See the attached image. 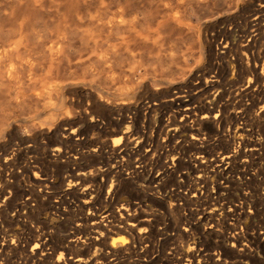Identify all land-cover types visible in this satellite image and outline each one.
Segmentation results:
<instances>
[{"label": "rangeland", "instance_id": "rangeland-1", "mask_svg": "<svg viewBox=\"0 0 264 264\" xmlns=\"http://www.w3.org/2000/svg\"><path fill=\"white\" fill-rule=\"evenodd\" d=\"M38 1L0 0L33 62L0 90V264H264V0L194 3L185 25L159 0ZM119 1L147 40L90 21Z\"/></svg>", "mask_w": 264, "mask_h": 264}, {"label": "bare ground", "instance_id": "bare-ground-1", "mask_svg": "<svg viewBox=\"0 0 264 264\" xmlns=\"http://www.w3.org/2000/svg\"><path fill=\"white\" fill-rule=\"evenodd\" d=\"M35 1H37V3H39V1L38 0H35ZM82 1V3L84 4V7H86L85 5H87V7L89 6L90 7V4H91V6H92V4L94 3V2H96V1H94V0H81ZM98 1H100V0H98ZM102 1V0H101ZM117 1V0H116ZM121 1V0H120ZM120 1L119 2H114V3H112V4H109V3H106V4H103V6H101V8L97 11V12H93V13H90L89 14V19H90V21H92V23H96V24H98V25H101V27H103V26H106V27H108V30L109 29H116L117 27H120V26H125V28H126V26H128L127 28H128V30L126 31L123 27V30H125V31H123V32H121V34H122V37L123 38H126V37H128V36H134V37H144L143 38V41H144V39L145 38H147V37H145L146 35H148V32H146L145 30H141L140 28H138L139 26L138 25H140L144 20H143V17H141V16H144L143 15V13H145L144 11L142 12V13H140V11H139V8L138 7H131V5H129L131 8H127V7H125L124 5H122L121 3H120ZM146 1H148V0H146ZM211 0H159V2H157V1H155V2H157V4H156V8H154V7H152V9L154 8L155 9V12L158 14V16H157V14H155V12H153L154 14L153 15H151V16H153V17H155V15L157 16V17H159L161 20H163V21H171L172 23H174V24H177V25H185V24H187V22H189V21H187V18H186V15H187V13H186V11H187V8H188V6H191L192 4H205V3H208V2H210ZM20 2V1H19ZM66 2V1H65ZM71 2H72V0H71ZM79 2H80V0H79ZM93 2V3H92ZM122 2V1H121ZM143 2V1H142ZM148 2H150V1H148ZM154 2V3H155ZM212 2V1H211ZM262 2V1H261ZM54 3V2H53ZM52 3V4H53ZM104 3V2H103ZM136 3V2H135ZM66 4V3H65ZM80 4V3H79ZM43 5H44V3H43ZM76 4H74V6H75ZM96 6H97V3L95 4ZM99 5H100V2H99ZM101 5H102V3H101ZM152 5V4H151ZM62 6H64V5H62ZM69 6H71L70 4H69ZM73 6V5H72ZM71 6V7H72ZM82 6V5H81ZM94 6V5H93ZM127 6V5H126ZM137 6V5H136ZM155 6V5H154ZM70 7V8H71ZM86 7V10L88 9ZM147 7V6H146ZM261 7V6H260ZM52 8V7H51ZM68 9L69 11L71 10V9ZM74 8V7H73ZM142 8V7H141ZM75 9V8H74ZM78 9V8H77ZM76 9V10H77ZM154 9L152 10V11H154ZM16 10V9H15ZM92 10V9H91ZM91 10H89V11H91ZM148 10L150 11V9L148 8ZM75 11V10H74ZM73 11V12H74ZM79 11V10H78ZM12 12H13V10H12ZM18 12V11H17ZM148 12V11H147ZM151 12V11H150ZM63 13H65V11L63 12ZM149 13V12H148ZM142 14V15H141ZM74 15V14H73ZM78 15V14H77ZM7 16H8V14H7ZM13 16H14V14H13ZM87 16V15H86ZM85 16V17H86ZM147 16V15H146ZM78 18H80L79 17V15L77 16ZM59 18V17H58ZM61 18V17H60ZM60 18H59V20H60ZM63 18H64V16H63ZM147 18V17H146ZM159 18H158V20H159ZM14 19H15V17H14ZM14 19H13V22L14 23H16L15 21H14ZM87 19V18H86ZM89 19H87L88 21H89ZM148 19H151L152 20V18H148ZM148 19H147V22H148ZM58 20V21H59ZM63 21V20H62ZM62 21H60L61 23H62ZM67 21V20H66ZM75 21H76V19H75ZM153 21V20H152ZM154 21H155V19H154ZM157 21V20H156ZM20 22V21H19ZM77 22V21H76ZM75 22V23H76ZM87 22V21H86ZM159 22V21H158ZM58 23V22H57ZM74 23V24H75ZM149 23H151V22H149ZM148 23V24H149ZM161 23V22H160ZM190 23V22H189ZM60 24V23H59ZM88 24V23H87ZM143 24V23H142ZM18 25V24H17ZM69 25V24H68ZM83 25V24H82ZM103 25V26H102ZM89 26H90V24H89ZM92 26V25H91ZM93 27V26H92ZM92 27L90 28V30L91 31H93L94 32V30H92ZM105 27V28H106ZM262 27V26H261ZM17 28V27H16ZM15 28V29H16ZM27 28H29L28 26H27ZM79 28V27H78ZM89 29V27H86V29ZM122 28H119V29H122ZM144 28V27H143ZM148 28V27H147ZM15 29H13V30H10V32L11 31H13V32H11V34L9 33L8 35H5V32H4V30H3V27H2V25L0 24V90H1V92H2V85H3V83H4V80H10V81H17V82H22V80L24 79V76H23V74H25V70H24V65L26 64V65H28V67L29 66H31L32 67V57H31V54H29L28 52H27V54H26V56L24 57L25 59L24 60H22V59H20L19 57H20V54H19V52H20V50H21V46L23 45V44H26L29 40H30V38H29V40L26 42V43H24L25 42V33H24V25H23V23H21L20 25H19V28L18 29H16V31H15ZM58 29V28H57ZM99 29H101V28H99ZM103 29H104V27H103ZM103 29L101 30L102 32H104L103 31ZM144 29H146V26H145V28ZM183 29V28H182ZM118 30V29H117ZM117 30H116V32H117ZM150 30V29H149ZM38 31V30H37ZM78 31H80V30H78ZM110 31V30H109ZM120 31V30H119ZM153 31V30H152ZM176 31V30H175ZM7 32V31H6ZM53 32V31H52ZM85 32V34H87L86 32H87V30H85L84 31ZM89 32V31H88ZM96 32H98V31H96ZM164 32H165V30H164ZM170 32V31H169ZM101 33V32H100ZM110 33V32H109ZM113 33V32H112ZM179 33V32H178ZM31 34V33H30ZM40 34V33H39ZM42 35H43V33H41ZM47 34H50V33H47ZM53 34H55V33H53ZM90 34H91V32H90ZM99 34V33H98ZM103 34V33H102ZM101 34V35H102ZM115 34V35H114ZM152 34V33H151ZM38 35V34H37ZM41 35V36H42ZM94 35V34H93ZM95 35H96V33H95ZM105 35V34H104ZM113 35L115 36V37H117V34L116 33H113ZM112 35V36H113ZM127 35V36H126ZM40 36V35H39ZM44 36V35H43ZM64 36H65V33L62 31V30H58L57 31V34H56V36H54V38L53 39H49V41L48 42H45V40H43V38H42V40L44 41V43H45V50H44V53H47L49 56H51V57H57L58 55H60V54H62L61 52H62V50H64L63 49V44H64ZM85 36V35H84ZM89 36V35H88ZM111 36V35H110ZM111 36V37H112ZM150 36V35H149ZM93 37V36H92ZM103 37V36H102ZM118 37L120 38L121 37V35L119 36L118 35ZM153 37V36H152ZM27 38V37H26ZM46 38V37H45ZM89 38V37H88ZM107 38V37H106ZM113 38V37H112ZM123 38H121V40L123 39ZM154 38V37H153ZM28 39V38H27ZM37 39V38H36ZM96 39V38H95ZM110 39V38H109ZM116 42H118V43H116V44H119L120 42L119 41H121V40H119V39H117V38H113ZM113 39H110V40H113ZM139 39V38H138ZM149 39V38H148ZM47 40V39H46ZM110 40H109V42H110ZM118 40V41H117ZM145 40H147V39H145ZM157 40V39H156ZM31 41V40H30ZM40 41V40H39ZM124 41V40H123ZM94 42H96V41H94ZM102 42V41H101ZM100 42V43H101ZM109 42L107 43V44H109ZM140 42H142V41H140ZM146 42V41H145ZM165 42H166V40H165ZM43 43V44H44ZM113 43V42H112ZM111 43V45H113V44H115V42L112 44ZM127 44H126V46L127 45H129L128 44V41L126 42ZM143 43V42H142ZM169 43V42H168ZM168 43H166L167 44V47H168ZM171 43V42H170ZM122 44V43H121ZM139 44V43H138ZM174 44V43H173ZM35 45H36V43H35ZM40 45V44H39ZM120 45V44H119ZM170 45V44H169ZM66 46V45H65ZM83 46H84V44H83ZM107 46V45H106ZM118 46V45H117ZM116 46V47H117ZM125 46V47H126ZM175 46V45H174ZM82 47V46H81ZM114 47V46H113ZM123 47V46H122ZM132 47H134V46H132ZM142 47V46H141ZM36 48H39V47H36ZM41 48V47H40ZM99 48V47H98ZM118 48V47H117ZM136 48V47H135ZM170 48V47H169ZM80 49V48H79ZM116 49V48H115ZM122 49V48H121ZM124 49V48H123ZM171 49V48H170ZM176 49V48H175ZM101 50V49H100ZM139 50H141V49H139ZM22 51H24V50H22ZM26 51V50H25ZM27 51H28V49H27ZM42 51V50H41ZM40 51V52H41ZM102 51V50H101ZM119 51V50H118ZM124 51H125V49H124ZM123 51V52H124ZM135 51V50H134ZM33 52H35V51H33ZM32 52V53H33ZM37 52V51H36ZM35 52V53H36ZM39 52V51H38ZM43 52V51H42ZM117 52V51H116ZM115 52V53H116ZM130 52H132V51H130ZM136 52H137V50H136ZM161 52V51H160ZM174 52V51H173ZM34 53V56H36L37 55V53L35 54ZM114 51L113 50H111V49H107V50H104V51H102L101 53H99V55L101 56V58L100 59H102L103 60V62L105 63V64H108V66L109 67H111L112 65H113V57H115L116 59H115V61L116 60H118V58L116 57V56H113L114 54ZM142 53V52H141ZM39 54V53H38ZM42 54V53H41ZM94 54H98V53H94ZM171 54V53H170ZM40 55V54H39ZM38 55V56H39ZM143 55V54H142ZM164 55V54H163ZM41 56V55H40ZM39 56V57H40ZM127 56V55H126ZM129 56V55H128ZM170 56V55H169ZM168 56V57H169ZM42 57V56H41ZM45 57H47V56H45ZM138 57V56H137ZM172 57V56H171ZM48 58V57H47ZM82 58V57H81ZM124 58V57H123ZM132 58V57H131ZM136 58V57H135ZM134 58V59H135ZM140 58V57H139ZM51 59V58H50ZM95 59V58H94ZM99 59V60H100ZM53 60H54V58H53ZM58 61H59V59H57ZM56 60V61H57ZM86 60V59H85ZM98 60V59H97ZM137 60H139V59H137ZM35 62H37V61H35ZM34 62V63H35ZM54 62V61H53ZM95 62H97V61H95ZM120 62H122V61H120ZM123 62H125L124 61V59H123ZM134 62V61H133ZM139 62V61H138ZM51 63H52V61H51ZM55 63V62H54ZM56 63H58V62H56ZM55 63V64H56ZM83 63V62H82ZM99 64V63H98ZM115 64V63H114ZM121 64V63H120ZM126 64V63H125ZM62 65V64H61ZM33 66H34V64H33ZM49 66V65H48ZM67 66V65H66ZM107 66V65H106ZM119 66V65H118ZM129 66V65H128ZM135 66V65H134ZM133 66V67H134ZM255 66H256V64H255ZM50 67V66H49ZM84 67V66H83ZM125 67V66H124ZM132 67V68H133ZM143 68H144V66H142ZM257 67V66H256ZM52 68V67H51ZM118 68V67H117ZM128 68H130V67H128ZM104 69V68H103ZM115 69V68H114ZM120 69H121V67H120ZM119 69V70H120ZM124 69V68H123ZM34 70V69H33ZM32 70V71H33ZM89 70V69H88ZM97 70V69H96ZM98 70H100V69H98ZM134 70V69H133ZM57 71V70H56ZM55 71V72H56ZM116 71V70H115ZM30 72V71H29ZM34 72V71H33ZM112 72V71H111ZM110 72V73H111ZM118 72V71H117ZM57 73H59V72H57ZM97 73V72H96ZM122 73V72H121ZM120 73V74H121ZM129 73H131V72H129ZM134 72H132V74H133ZM29 74V73H28ZM30 74L32 75L33 73L32 72H30ZM47 74H48V72H47ZM117 74V73H116ZM115 74V75H116ZM94 75V74H93ZM99 75V74H98ZM29 76V75H28ZM33 76V75H32ZM58 76V75H57ZM35 77V76H34ZM49 77V76H48ZM110 77V76H109ZM59 78V77H58ZM57 79V78H56ZM28 80H30L31 81V79L30 78H28ZM16 82V83H17ZM18 83V84H19ZM55 83V82H54ZM30 85H31V83H30ZM16 86V85H15ZM21 86H23L22 84H21ZM4 87V86H3ZM41 88H39V87H35L34 88V92L32 93L37 99H39V100H45V102L47 103V104H50V103H52L53 102V100L54 99H56L55 98V95H56V92L54 93V92H52V87H53V85H51L50 83L49 84H47V83H43L41 86H40ZM21 89V88H20ZM16 90V89H15ZM19 90V89H18ZM56 90V89H55ZM54 90V91H55ZM20 91V90H19ZM19 91H18V93L17 94H20V96L21 97H24V96H26L27 95V91L25 90V91H23V93H19ZM16 94V93H15ZM58 96V95H57ZM231 97V96H230ZM1 98V97H0ZM20 99V98H19ZM187 99V98H186ZM16 100V99H15ZM25 101V100H24ZM176 101V100H175ZM123 104V103H122ZM59 105V103L57 104V106ZM178 108V107H177ZM179 113V112H178ZM262 113V112H261ZM98 117V116H97ZM115 130V129H114ZM207 137V136H206ZM52 144V143H51ZM85 149V148H84ZM252 160V159H251ZM211 164V163H210ZM109 166V165H108ZM260 171V170H259ZM187 179V178H186ZM242 203V202H241ZM199 208V207H198ZM132 221V220H131ZM36 232V231H35ZM118 238H120V236H118ZM126 238V237H125ZM117 238L115 237H113V238H111V240H110V246H116V243H117ZM120 240V244H124L125 243V239L124 238H120L119 239ZM118 240V241H119ZM71 256V255H70Z\"/></svg>", "mask_w": 264, "mask_h": 264}]
</instances>
